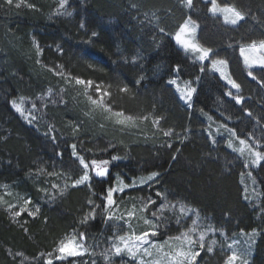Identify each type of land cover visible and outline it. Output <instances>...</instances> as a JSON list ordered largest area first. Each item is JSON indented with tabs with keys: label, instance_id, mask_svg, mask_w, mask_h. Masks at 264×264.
Masks as SVG:
<instances>
[{
	"label": "trees",
	"instance_id": "1",
	"mask_svg": "<svg viewBox=\"0 0 264 264\" xmlns=\"http://www.w3.org/2000/svg\"><path fill=\"white\" fill-rule=\"evenodd\" d=\"M224 1L246 13L238 27L213 17L204 0H193L191 10L181 0H67L64 9H60L61 0H25L19 8L15 7L18 0L13 5L0 0V187L12 185L45 202L25 225H15L0 210V264H46L41 253L54 252L71 231L84 233L90 243L102 244L106 190L117 178L130 183L153 172L159 173L158 181L130 200L146 196L160 204L155 196L159 191L167 201L198 209L206 223L217 229L215 234L209 232L206 247L213 239L226 243L236 234L256 230L259 238L250 264H264V163L252 170L262 199L247 203L241 185L247 170L244 161L220 145L218 138L213 144L208 135L212 124H224L250 143L264 145V87L257 82L264 79V70L254 71L257 81L252 80L238 56L241 43L264 39V0ZM58 9L65 14L57 15ZM188 16L200 25L199 42L228 61L232 78L241 85L244 105L227 97L219 77L207 68L200 72V64L175 45L173 34ZM56 59L62 60L64 72L73 77L111 85L116 110L149 119L133 132L114 125L99 111L86 115L90 105L82 86L49 71V63ZM173 79L191 82L196 89L191 111L167 86ZM124 86L129 93L119 92ZM21 98L27 109L32 103L37 105V119L32 123L12 107L11 102ZM245 108L253 115L248 116ZM156 118L159 128L153 124ZM74 127L80 131L74 133ZM169 129L173 135L165 137L162 130ZM73 143L86 160L109 159L108 175L93 176L91 187H72L57 202H50L53 181L39 170L53 167L62 177L80 170L72 155ZM114 155L120 159L111 160ZM89 199L100 207L95 208L94 220L82 224L83 216L93 209ZM156 207L152 205L147 214ZM206 257L204 249L197 262H205Z\"/></svg>",
	"mask_w": 264,
	"mask_h": 264
},
{
	"label": "snow or ice",
	"instance_id": "2",
	"mask_svg": "<svg viewBox=\"0 0 264 264\" xmlns=\"http://www.w3.org/2000/svg\"><path fill=\"white\" fill-rule=\"evenodd\" d=\"M184 8L191 10L194 7L193 0H181ZM207 6V11L211 13L213 17H219L222 19L223 24L231 25L233 27L240 24L241 21L246 19V13L235 6V4L221 3L218 0H204ZM8 5H13L14 0H6ZM22 4H25V0H18L15 3V7L19 8ZM67 0H61L60 9L66 7ZM210 5V6H209ZM27 7H32V5L27 4ZM62 13L57 10V15H62ZM70 15V13H68ZM83 27V25H81ZM200 25L191 16H188L181 24H179L177 30L173 34V39L175 43L185 52L191 55L194 61L200 63V72H205L206 68L208 71L213 73H218L219 78L224 81L225 84V95L230 97L236 104L244 105L245 97L241 94V85L237 83L235 79L232 78L231 73L228 70V61L226 59L217 58L213 55V49L211 47H206L201 44L197 39V32ZM164 32V29H160ZM96 35V33H93ZM231 46V45H230ZM38 53L40 52L39 45H36ZM239 54L243 58V63L248 71V76L252 80L257 81V75H255L251 69L258 67L264 70V39L259 41H251L250 43H241L239 45ZM205 61H209L210 67L205 65ZM134 62V61H133ZM177 72L179 67H177ZM53 71L54 74L61 76L66 82L74 83L75 85L82 86L83 95L86 97L88 104L90 105L89 113L99 111L104 115V118L114 125H118L121 128H135L140 121H146L149 119L148 116H134L131 114H126L123 110H116L111 102L112 92L110 91L111 85L103 86L102 84L96 83L93 80H85L79 77H73L64 72L63 66H57L56 68L49 69ZM198 79V78H197ZM258 83L264 87V79L258 80ZM169 84L176 85V90L180 94V98L191 107V99L193 93L196 89L191 86V82H185L183 87H181L176 80H169ZM94 89V94H93ZM235 90V91H233ZM64 91V89H61ZM120 93H129L130 89L127 86L119 88ZM48 97L51 99L53 93L51 90L48 92ZM44 100V97H40ZM55 103V99H52ZM64 101L61 99L60 101ZM12 107L23 116L29 123H32L37 119L34 112L37 111V105L32 103L31 109H27L24 106L23 98L20 102L13 100L11 102ZM44 107H47V102L44 103ZM248 116H252V112L244 109ZM209 121L212 120L211 116L207 117ZM153 124L159 128L160 120L159 118L153 119ZM104 125L101 124V128ZM210 127V126H209ZM221 129H224L228 133L226 139V144L232 152L237 153L240 157H245L247 163L260 167L264 163V151L260 148L264 147L259 141L249 142V139L241 138L237 135L234 128H229L227 125L221 124L216 129V134H222ZM50 129L49 131H51ZM78 127L73 128V132H79ZM165 137H171L173 135V130H162ZM48 133H46L47 135ZM209 137H212V143L215 144L217 141L212 131H208ZM55 139V136H52ZM186 138V137H185ZM238 142V143H237ZM114 146V145H113ZM171 147V144L168 145ZM72 155L79 162L82 167V175L77 179L73 180L71 187H78L80 185L88 184L91 187L90 181L92 176L90 173H94L96 177H106L109 172V159H96L91 158L86 160L83 155L77 151V145L73 143L71 145ZM88 151H92L88 149ZM119 156H112L111 160H118ZM40 174H47L48 176H60V173L47 172L46 169L41 168L39 170ZM159 175L157 172H153L146 177H140L139 181L132 180L130 183H124L123 180L117 178V183L115 187H110L106 190V195L103 197L105 206L104 214L106 221H113V228L116 230L110 240L109 247L106 248L101 255L104 257L106 264H111L113 256H127L130 261H134L135 264H196L197 257L201 255V252L206 247V239L209 232L215 234L217 229L206 223L207 218L202 217L199 210L195 209L185 203H172L167 201V197L162 193L157 191L155 193L156 197L161 199V203L157 204V200L148 197L147 199L141 197L139 199V207L134 202L130 207H125L123 211L120 210V204L117 201V194H122L127 189L143 186L149 184V182L155 181L156 177ZM251 176V173H248ZM71 179V177H68ZM253 185H255L256 180L253 178ZM7 185L4 186L7 189ZM53 188L57 189L60 195H64L65 191L69 187L67 183L63 186L58 184H53ZM45 194L48 195L47 191ZM253 191L255 189L253 188ZM5 195H12L10 191H6ZM52 199H55L53 194ZM245 199H248L247 194ZM0 203H5L4 197L0 196ZM88 203L93 205V209L89 210L82 218L81 223L87 224L89 220H94L96 217L95 208L100 207L95 205L94 201L89 199ZM25 205L31 204L30 200L24 201ZM152 205H157L155 209L151 211L149 215V208ZM15 207V205H10L9 208ZM24 212H27L28 216L34 217L39 213V208H35L34 211L29 210L27 207H21L19 211L15 212V216H20ZM165 213H170L172 217L175 218L177 224H183L184 221L192 217L190 225L176 234L166 237L163 241H157L154 238L160 235V222H167L170 217L166 216ZM151 217V218H150ZM135 222H140L146 226L142 231H137L135 227ZM121 231L122 229H125ZM221 235L224 233L221 231ZM241 236H247L248 240H253L257 235L255 230L251 234H246L244 232L240 233ZM87 237L84 233L73 232L66 235L62 240L59 241L54 252L47 253L46 264H55V261H64L69 257H80L85 254L94 255L89 247L86 246L85 241ZM217 240H211L207 245V251L212 253L217 246ZM241 241L233 240L232 243L226 245L229 250V254L224 262V264H248V261L244 259L245 252L243 249L238 248L237 245L241 244ZM223 247V245L221 246ZM41 253V256H44Z\"/></svg>",
	"mask_w": 264,
	"mask_h": 264
},
{
	"label": "rangeland",
	"instance_id": "3",
	"mask_svg": "<svg viewBox=\"0 0 264 264\" xmlns=\"http://www.w3.org/2000/svg\"><path fill=\"white\" fill-rule=\"evenodd\" d=\"M218 2L225 3L226 1L218 0ZM226 3H228V2H226ZM244 21H241L240 24H242ZM239 25H237L235 27H238ZM228 26H231V25H228ZM231 27H233V26H231ZM197 39L199 41V29H198V32H197ZM174 43H175V40H174ZM175 45L177 46L178 49H180L193 62H195L197 64H200L198 61H194L193 58L191 57V55L188 54V53H185L176 43H175ZM99 53H100V51H99ZM238 56L240 58V61L242 62V65L244 66V68L247 71H249V69H247L245 67L244 63H243V58L239 54V47H238ZM204 63H205L206 66L210 67L209 61H205ZM49 65H50V67L52 69L56 68L57 66H60V65L64 66L63 63H62V60H59V59H56L55 61L50 62ZM228 70L230 72L229 66H228ZM261 70L262 69H260L258 67H254L253 69H251L252 72L261 71ZM213 74H215L216 76L219 77L218 73H213ZM156 78H157V76L156 77H152L151 80L155 81ZM173 80H176L177 83L181 87H183V85L185 83L184 81H181V80H178V79H173ZM94 82L102 84L103 86H107V84L104 81H94ZM222 83L224 84V81H222ZM167 86L172 88L174 94L176 95L177 99L182 104V106L185 109H187L188 111H191L192 110V100H193V97H194V93H193V96H192V99H191V102H190L191 103V107H189L188 104L185 103V101L180 98V94L176 90V85H172V84H169L167 82ZM233 91H235V90H233ZM93 94H94V89H93ZM134 116H137V115H134ZM143 124H144V121L138 122L137 127L132 128V131L133 132H137L138 129L140 130L143 127L142 126ZM211 126H212V130L211 131L213 132L214 136L219 139L218 140L219 144L225 146L228 150L231 151V149H229L227 147V144H226V139L228 137V133L226 131H224V129H221L220 132L222 134H216V129H217V127L219 125L212 124ZM143 139L145 140V136H143ZM235 154H237V153H235ZM237 156H239V155L237 154ZM73 158L76 159L75 157H73ZM240 158L244 161L245 166L247 167L246 172L241 177V185H242V188H243V198H244V200L247 203L256 204L262 199V191H261V187H260V185H259V183L257 182L256 179H255L256 180L255 185H253V183H252L253 178H255L253 176V174H252V170L255 171L259 167H255V166L247 163L245 157H240ZM47 165L48 164H45V166H47ZM51 169L52 170H50V171L47 170V172H54L53 167H51ZM248 173H251V176H249ZM80 175H82V167L80 168V170L79 169H74L73 171H71V174L69 176H64V177H62L61 175L60 176H48L47 174H43L42 176H45L46 178H48L51 181H53V184H58L60 186H63L65 183H67L69 185V187L65 191L64 195H60L58 190L53 188L51 190V192H50L49 201L50 202H57L60 196H65L68 193L67 191L70 188H72L70 186L72 181L77 179ZM90 175L92 177L95 176L94 173H90ZM68 177H71V179H68ZM144 177H146V176H144ZM139 178H136L134 180L139 181ZM159 178H160V175H158L156 177L155 181L149 182V184H145L143 186L127 189L122 194V196H121V194H117V201H118V204H120V210L123 211L125 207H130L132 205V203H134V202L137 204V207H139V199L141 197L138 198V199H135L134 202L132 200H130V197L133 194L135 195V194L139 193V191H141V190H145V192H147L149 190V188H151L158 181ZM119 179L123 180V182L126 183L124 179H121V178H119ZM116 183H117V179H116V181H115V183H114V185L112 187H115ZM7 186H8L7 189H5L4 186L0 187V196H3L4 197V201H5V203H0V210L2 212H4L7 215V217L9 218V220L12 223H14L15 225H25L27 223L29 217H32V216H28L27 212H24L20 216H15L14 213L19 211L21 207H27L31 211H34L35 208L38 207L39 211H40L41 204L45 203V202L43 200H41L39 197L35 196L34 193H32V192H24V193H22V192H18L12 185H7ZM86 186H88V184L80 185L78 187H74V189L84 188ZM253 188L255 189V191H253ZM6 191H10L12 193V195H5ZM53 194L56 197L55 199L51 198ZM246 194L248 196V199H245V195ZM36 197H37V199H36ZM143 198L147 199L146 196L145 197L143 196ZM25 200H30L31 204L25 205L24 204ZM10 205H15V207H12L10 209L9 208ZM90 207H92V206H90ZM145 215H149V214L146 213ZM165 215L169 216L170 219L167 222H163V221L160 222V228H159L160 235L158 237L154 238L157 241H163L168 236L178 234L182 230V228H186V227H188L190 225V221L192 219V217H189L188 220L184 221L183 224L181 225V224H177L175 222V218L172 217L170 213H165ZM113 223H114L113 221H107L106 222L105 229H104V235L105 236H103L104 238L102 239L103 240L102 244L100 243V245H99V244H96V243H90L87 240L85 241V244H86L87 247H89L90 251L95 253L94 255L85 254V255L80 256V257H69L68 259H81V258L83 259L81 261H78L76 264H106L105 259L101 255V253L106 248L109 247V244H110L109 238H111L112 235H113V232L116 231L113 228V226H112ZM134 224H135L136 230L138 232L142 231V230H144L146 228V226L142 223V221H140L138 223L134 221ZM123 230H126V228L122 229L121 231H123ZM73 232L78 233L77 231H71L68 234H71ZM252 232H249V233H246V234H251ZM255 232L257 233V235L254 237L253 240H248L247 236H241L240 233H239V234H236L235 236L229 238L226 241V243H221V241H219L217 243V246L215 247V249H214V251L212 253H209L207 251V247H205L206 252H207V257L204 260H206V261L205 262L204 261L203 262H199V260H198V262L196 261V264H224V262H225V260L227 258V255L229 254V250L227 249L226 245L228 243H232L233 240H238V241L242 242L241 244L237 245V247L244 250L245 255H244L243 258L248 261V264H250L251 259L254 256L255 245H256V243L258 241V238H259V233L256 230H255ZM68 234H66V235H68ZM208 243H207V245H208ZM222 245H223V247H221ZM48 253H50V252H48ZM44 254L45 255L41 256V257L43 259H47V255H46L47 252H45ZM68 259H66V260H68ZM111 264H135V262L134 261H130L127 256H113Z\"/></svg>",
	"mask_w": 264,
	"mask_h": 264
}]
</instances>
